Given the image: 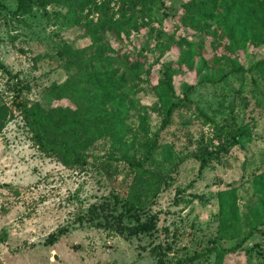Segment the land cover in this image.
Instances as JSON below:
<instances>
[{
    "label": "trees",
    "instance_id": "obj_1",
    "mask_svg": "<svg viewBox=\"0 0 264 264\" xmlns=\"http://www.w3.org/2000/svg\"><path fill=\"white\" fill-rule=\"evenodd\" d=\"M2 19L27 29L33 19L44 20L47 28L73 35L60 37L51 53L33 58L34 64L54 63L66 76L44 87L37 100L27 98L29 83L0 61V74L7 76L3 91L10 94L8 99L0 90V135L19 120L30 145L44 157L69 170L92 171L98 181L112 185L101 202L79 210V225L124 238L162 237L149 244L157 264H224L239 253L247 264L253 253L257 264H264V242L244 247L252 236L264 235V172L244 182L252 194L243 206L238 202L242 186L216 193L215 232L192 251L177 254L168 228H158L159 213L152 211L183 163L173 146L160 140L176 114H193L210 128L209 140L191 156L198 163V176L231 158L239 139L248 135L234 119L216 121L192 97L199 88L219 87L228 77L246 74L256 75L251 80L262 86L264 97V56L248 67L237 60L248 47L264 48V0H0ZM50 36L58 34L49 32L44 39ZM80 40L87 46H79ZM192 72L196 81L188 82ZM139 94L154 97L151 111L159 127L153 132L146 110L135 132L128 124ZM228 109L232 111L233 103ZM184 192L177 190L175 204L201 199H185ZM66 227L49 234L46 242L58 241ZM6 239L2 230L0 243Z\"/></svg>",
    "mask_w": 264,
    "mask_h": 264
},
{
    "label": "rangeland",
    "instance_id": "obj_2",
    "mask_svg": "<svg viewBox=\"0 0 264 264\" xmlns=\"http://www.w3.org/2000/svg\"><path fill=\"white\" fill-rule=\"evenodd\" d=\"M45 23L33 19L32 28L27 29L10 25L3 19L0 21V61L21 81L29 83V100H37L44 87L60 83L66 77L54 63L33 62L38 53H51L60 37L73 36L69 30L47 28ZM52 31L58 36L44 39ZM78 45L87 46V42L80 40ZM206 46H210L208 42ZM206 56L209 59L210 54ZM263 56L264 48L253 50L248 47L237 60L248 67ZM194 75L192 72L186 78L188 82L193 81ZM252 77L258 79L256 75L248 74L231 76L219 87L199 88L192 97L207 114H214L216 121L229 117L248 131L232 150L231 158L222 165L206 169L198 176V163L191 156L199 144L209 140L211 132L208 126L196 121L193 114H176L172 125L160 135L161 142L172 145L174 154L183 159L174 176L175 182L159 195L152 208L153 212L159 213L158 228H168L177 254L185 249L199 248L213 236L217 226L215 195L218 191L232 185L242 186L238 202L243 206L252 194L244 182L251 174L264 172V97L260 90L262 86L253 85ZM6 79V75L0 74L2 91ZM3 94L9 99L10 94ZM136 101V110L132 111L133 117L128 121L130 128L136 131L139 118L146 110V122L151 132L155 131L159 121L151 111L154 97L139 94ZM229 103H233L232 111L228 109ZM184 121H190V124L184 126ZM126 142L130 144V136ZM121 178L119 176L118 180ZM98 179L92 171L69 170L44 157L30 145L22 123L11 121L0 135V232L7 233V239L0 243V264H157L149 252V244L159 242L162 237L156 236L154 240L124 238L76 222L79 210L108 196L112 185ZM191 181L195 183L188 187ZM180 188H185V199L192 195L201 199L175 204ZM64 226L67 230L58 241L46 242L49 234ZM262 242L264 235L256 234L244 247ZM258 262L253 253L250 264ZM224 264L247 263L244 254L239 253L229 257V263L225 261Z\"/></svg>",
    "mask_w": 264,
    "mask_h": 264
}]
</instances>
